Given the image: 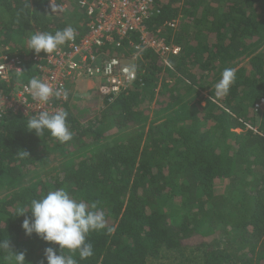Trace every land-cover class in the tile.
<instances>
[{
  "label": "trees",
  "instance_id": "obj_1",
  "mask_svg": "<svg viewBox=\"0 0 264 264\" xmlns=\"http://www.w3.org/2000/svg\"><path fill=\"white\" fill-rule=\"evenodd\" d=\"M153 3L150 34L180 53L164 66L142 52L131 89L84 121L67 106L70 141L38 137L24 118L0 119V241L24 252L25 264H47L45 248L60 250L25 235L31 210L18 214L61 187L105 214L106 228L86 237L91 257L64 250L78 264H264V113L254 108L264 99V0ZM86 19L76 0H0V56L8 48L21 57L18 79L29 83L30 36L68 26L81 36ZM225 68L236 80L217 97ZM216 180H227L222 194ZM169 205L182 210L177 223ZM0 264L14 259L0 250Z\"/></svg>",
  "mask_w": 264,
  "mask_h": 264
},
{
  "label": "built area",
  "instance_id": "obj_2",
  "mask_svg": "<svg viewBox=\"0 0 264 264\" xmlns=\"http://www.w3.org/2000/svg\"><path fill=\"white\" fill-rule=\"evenodd\" d=\"M76 1L86 14L85 32L54 53L37 55L32 51L28 58L35 71L34 78L60 90L61 96L51 97L46 104L34 101L27 89L29 83L18 79L23 74L24 61L18 55L8 53L7 48L0 56V84L4 86V90H0V119L14 116L28 120L42 110L66 112L70 103L69 84L85 80H99L95 98L100 103L111 102L137 81L134 66L128 67L121 58L127 57L135 64L142 52L150 51L168 66L169 58L180 53L179 46L150 34L146 22L156 12L153 0ZM176 25L173 21L167 26L174 30ZM125 43L130 47L128 56L126 49L123 50ZM106 48L121 52L113 57ZM262 107L264 99L254 108L258 112Z\"/></svg>",
  "mask_w": 264,
  "mask_h": 264
},
{
  "label": "clouds",
  "instance_id": "obj_3",
  "mask_svg": "<svg viewBox=\"0 0 264 264\" xmlns=\"http://www.w3.org/2000/svg\"><path fill=\"white\" fill-rule=\"evenodd\" d=\"M75 30L71 26L57 30L54 34L36 31L30 36L28 46L31 51L39 55L41 52L49 55L67 42L75 39ZM236 80V69L225 68L221 73V79L215 85L217 97L226 96L230 87ZM32 99L41 104L49 102L55 96L59 98L61 91L54 89L51 85L38 78H32L27 86ZM67 98V94H64ZM67 113L63 110L55 112L40 111L32 115L27 122L28 131H34L41 137L47 131L51 137L60 143L72 139L73 133L66 123ZM22 156H29L27 151ZM31 210V217H26L22 222V229L25 235L31 236L35 233L46 243L59 246L60 254L53 247L44 250L47 264H78L71 255H64V250L79 252L80 259H87L93 255V246L86 242V237L93 231H100L106 228L105 214L98 209L97 202L88 204L84 201L73 199L65 188L61 187L49 191L41 199H32L28 209H21L20 215ZM112 229H109L111 232ZM0 250L10 253L14 264H25V253H14L11 250L8 239L0 241Z\"/></svg>",
  "mask_w": 264,
  "mask_h": 264
},
{
  "label": "rangeland",
  "instance_id": "obj_4",
  "mask_svg": "<svg viewBox=\"0 0 264 264\" xmlns=\"http://www.w3.org/2000/svg\"><path fill=\"white\" fill-rule=\"evenodd\" d=\"M125 64H127L128 67H133L134 66V62L131 61L129 58H121ZM86 81V80H85ZM83 83V82H82ZM97 88V85H96ZM77 90V86L75 84H71V86L69 87V97L71 98V101L73 100V104H71L70 108L71 110H73V114L75 115V117H77L79 120L84 121L87 118L98 114L103 102H99L98 98H93L91 97L90 93H85L83 95H80V99L79 96H76L75 93L73 94V91ZM204 93H201L200 95H204ZM69 107H70V103H69ZM93 109V111H92ZM258 115H261L262 113H264V107H262L261 110H259L258 112H256ZM260 117V116H258ZM227 186V180H216L215 181V191L217 194H222ZM173 205H169L167 207V212L170 209V220L174 223H177V221L179 220V218H181L182 215V210L178 209L176 207H172ZM210 239V238H209ZM201 237L197 240H195V242H199L201 241ZM203 241V240H202ZM163 262V261H161ZM152 264H160V262L158 263H152ZM166 264V262L164 263Z\"/></svg>",
  "mask_w": 264,
  "mask_h": 264
},
{
  "label": "crops",
  "instance_id": "obj_5",
  "mask_svg": "<svg viewBox=\"0 0 264 264\" xmlns=\"http://www.w3.org/2000/svg\"><path fill=\"white\" fill-rule=\"evenodd\" d=\"M83 82V83H82ZM99 84V80H94V81H80L79 83L75 84L77 86V90L73 91V94L75 93L76 96H79L80 99V95H83L85 93H90L92 95H90L91 97L95 98L96 94H97V89H96V85ZM71 86V84H69V87ZM73 100L71 101L70 98V108L71 104H73Z\"/></svg>",
  "mask_w": 264,
  "mask_h": 264
}]
</instances>
